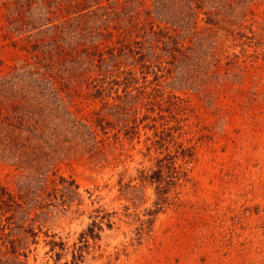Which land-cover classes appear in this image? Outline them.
Here are the masks:
<instances>
[{
    "label": "rangeland",
    "instance_id": "obj_1",
    "mask_svg": "<svg viewBox=\"0 0 264 264\" xmlns=\"http://www.w3.org/2000/svg\"><path fill=\"white\" fill-rule=\"evenodd\" d=\"M2 113L0 264H264V0H0Z\"/></svg>",
    "mask_w": 264,
    "mask_h": 264
},
{
    "label": "trees",
    "instance_id": "obj_2",
    "mask_svg": "<svg viewBox=\"0 0 264 264\" xmlns=\"http://www.w3.org/2000/svg\"><path fill=\"white\" fill-rule=\"evenodd\" d=\"M15 2L17 0H14ZM18 3V2H17ZM53 26V25H51ZM52 41L55 40V36H52ZM53 47L56 48V51H59L58 45L55 44ZM4 115L6 116L4 118ZM12 124V121L9 120V115L2 113V116L0 117V135H7V132L11 133L10 125ZM12 201L16 205H18L19 202L14 199V196L11 194V192L7 189V187L3 184H0V208H4V205H12L10 202Z\"/></svg>",
    "mask_w": 264,
    "mask_h": 264
}]
</instances>
